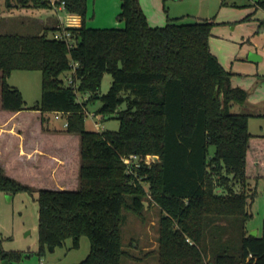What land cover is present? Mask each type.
Masks as SVG:
<instances>
[{
    "label": "trees",
    "instance_id": "1",
    "mask_svg": "<svg viewBox=\"0 0 264 264\" xmlns=\"http://www.w3.org/2000/svg\"><path fill=\"white\" fill-rule=\"evenodd\" d=\"M64 1L67 13L81 17L69 28L73 46L52 37L57 26L0 33L3 109L27 108L11 73L41 71V99L28 109L66 115V130L81 137L79 189L39 190L41 249L69 238L78 247L86 235L90 253L77 264H122L133 258L122 244L123 210L140 215L150 197L161 210L158 264H264V221L261 235L250 234L252 196L235 188L264 178V134H252L249 116L231 111L247 92L232 85V73L211 51L214 21L177 17L152 26L140 0H121L125 25L96 28L86 25L88 0ZM5 4L52 7L49 0ZM259 4L264 8V0ZM106 72L112 83L101 94ZM95 101L102 103L97 113L119 119L118 130L86 128L85 110ZM131 155L139 159L126 164ZM149 155L158 159L149 164ZM0 190L33 191L1 164Z\"/></svg>",
    "mask_w": 264,
    "mask_h": 264
},
{
    "label": "rangeland",
    "instance_id": "2",
    "mask_svg": "<svg viewBox=\"0 0 264 264\" xmlns=\"http://www.w3.org/2000/svg\"><path fill=\"white\" fill-rule=\"evenodd\" d=\"M157 1L158 7H157ZM155 7L164 15H183L184 22H190L200 17L213 20L214 24L210 36V48L217 55L223 67L232 73L236 84L242 85L248 93L249 101L255 106L244 107L243 104L234 103L231 111L243 113L249 116V131L254 134H264V58L258 60L251 57V53L264 57V27L258 28L257 16L254 21L243 18L240 5H233L234 0H157ZM240 3H250L249 0H236ZM244 1V2H243ZM153 4V3H152ZM89 9L86 16V25L89 27H123L124 21L118 18L121 10L120 0H89ZM223 6V10L221 8ZM153 5L148 11L157 9ZM236 8V9H230ZM63 19L66 23V11L57 12L54 7H11L7 8L5 0H0V33L38 34L44 26L53 27L56 20ZM44 21V22H43ZM257 21V22H256ZM164 20L163 24H166ZM253 22V23H252ZM257 23L256 26L254 23ZM161 25V24H160ZM237 26L236 28H234ZM251 49V50H250ZM259 52V53H258ZM69 73L62 77L67 82ZM9 83L21 89L25 96V102L33 104L41 98L42 73L41 71L14 70L9 77ZM112 75L106 72L102 79L100 93L105 94L110 89ZM86 96L79 93V100H85ZM247 100V99H246ZM260 104V105H258ZM102 105L101 101L90 102L85 110V125L89 130L104 131L118 130L120 121L116 117H108L97 113ZM122 109L126 105H122ZM48 124L51 127L67 128V116L55 114L49 115ZM75 139L71 141L64 136H46L47 146H62L69 151L72 161L78 159V180L80 171V134L74 133ZM78 146V152L74 151V145ZM60 144V145H58ZM0 146H4L1 139ZM4 148V147H3ZM214 147L210 152L214 153ZM158 156L149 155L146 162L151 164ZM10 175L21 183L32 188V192L22 190L9 194L0 190V264H77L84 260L90 253L91 243L86 235L80 239L78 247L73 246L71 238L62 246L51 247L46 245L41 249L39 235V190L42 188L54 189L52 165L46 164L44 170L37 171L34 168L23 167L22 162L15 161ZM73 171V170H72ZM70 172L72 182L65 185L70 190L79 189V182H73L76 177ZM236 190H244L250 194L249 212L251 217L246 222V227L251 231L262 234L264 221V178L248 179L245 184H236ZM148 190V185L145 184ZM220 190V189H219ZM124 222L122 225L123 248L133 258H123L122 264H158V235L160 208L151 200L145 199V208L139 215L133 211L124 209ZM19 252L21 256L10 260L2 257L3 252Z\"/></svg>",
    "mask_w": 264,
    "mask_h": 264
},
{
    "label": "crops",
    "instance_id": "3",
    "mask_svg": "<svg viewBox=\"0 0 264 264\" xmlns=\"http://www.w3.org/2000/svg\"><path fill=\"white\" fill-rule=\"evenodd\" d=\"M156 1L157 0H140L141 6L148 18L150 25L165 26L168 23L169 18L183 17V15H173V16H168L169 17L168 19H164L165 18L164 15H162L160 10L155 7ZM249 2L250 3H246V2L240 3L234 0L230 3H232L235 6L240 5V8H238L237 10L241 11V13L243 14V17L241 19L246 18V20H248V23H250L249 20L252 21L255 20L254 17L255 14L257 18H259L257 19L258 28L260 26L264 27V8L259 4V0H249ZM158 3L159 2L157 1L156 4L157 7L159 6ZM152 5L157 9L156 18L155 15L153 14L155 11L153 10L152 12V11H148L147 9L149 8V6ZM88 9H89V5H88ZM223 9L224 8L222 6L221 11ZM230 9H236V8H230ZM252 18H254V20ZM200 19H207V18L200 17L197 20ZM164 20H167V22L166 24L162 25ZM256 22L254 23L255 26L257 24ZM58 23H59L58 20H56V24L54 26L56 27ZM236 27L237 26H235L234 28ZM101 28H110V27H101ZM251 54H255V53H251ZM215 56L217 57V55ZM255 58L256 59H251V60L263 59L264 57L263 55L259 56L257 54ZM0 77H1V71H0ZM231 82L233 86L243 88L241 84L240 85L236 84L237 82H235L232 76H231ZM17 88L21 91L19 87ZM23 97L25 99L24 95ZM248 98L249 96H247V100L243 104L244 107L255 106L256 104L249 101ZM40 99H36L33 104H28L26 102L27 108L19 111L5 110L3 109L1 103V83H0V141L1 139H4V146H3L4 148L0 146V164L4 168L5 173L8 176L12 177V175L10 174L13 170L14 167L13 164H15V161L18 163L21 161L23 167H27L29 169L30 167H32L40 172L44 170L46 164L49 163L50 165H52L53 182L51 184L53 185L54 189H70V187L68 185H65V183L72 182L70 175V172L72 170H73L72 171L73 175L75 174L76 176L73 182L77 183V185L79 182L78 159L76 160V163H74L72 161V157H70L68 153L69 151L63 149V147L60 144H58L60 146H47L46 136H51V135L56 137L64 136L67 137L70 141L72 139H75V136L74 133L68 132L66 128L61 129L54 126L51 127L48 124L50 119L49 115L55 114L56 116L57 113H43L42 111L37 109H28V107L33 106ZM258 135H262V134H258ZM74 151L78 152V146L76 145V143L74 145Z\"/></svg>",
    "mask_w": 264,
    "mask_h": 264
},
{
    "label": "built area",
    "instance_id": "4",
    "mask_svg": "<svg viewBox=\"0 0 264 264\" xmlns=\"http://www.w3.org/2000/svg\"><path fill=\"white\" fill-rule=\"evenodd\" d=\"M52 7L56 9L57 12L59 11H66L65 10V1L62 0L60 4H57V0H49ZM67 19L69 22H65L63 19L60 18V21L57 25V29L52 32V37L60 40H65L70 46H73L75 40L73 39L72 33L69 30L70 27H78L81 25V17L76 14H69L67 13ZM62 113H57L56 117H59ZM68 126V121L65 125ZM156 157V156H155ZM147 158V157H146ZM139 157L137 155H131L130 157L124 158V162L126 164H130L132 160H138Z\"/></svg>",
    "mask_w": 264,
    "mask_h": 264
},
{
    "label": "water",
    "instance_id": "5",
    "mask_svg": "<svg viewBox=\"0 0 264 264\" xmlns=\"http://www.w3.org/2000/svg\"><path fill=\"white\" fill-rule=\"evenodd\" d=\"M251 57L254 58L256 57V54H251ZM250 234L254 235V236H257V231H251Z\"/></svg>",
    "mask_w": 264,
    "mask_h": 264
}]
</instances>
